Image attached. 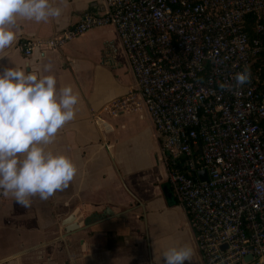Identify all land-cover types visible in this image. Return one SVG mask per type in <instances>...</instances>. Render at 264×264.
Here are the masks:
<instances>
[{"label": "built area", "instance_id": "1", "mask_svg": "<svg viewBox=\"0 0 264 264\" xmlns=\"http://www.w3.org/2000/svg\"><path fill=\"white\" fill-rule=\"evenodd\" d=\"M103 24L116 30L203 264L264 262V0H102L49 37L18 42L27 56ZM244 68L250 83L220 87Z\"/></svg>", "mask_w": 264, "mask_h": 264}, {"label": "crops", "instance_id": "2", "mask_svg": "<svg viewBox=\"0 0 264 264\" xmlns=\"http://www.w3.org/2000/svg\"><path fill=\"white\" fill-rule=\"evenodd\" d=\"M61 6L59 22L18 19L17 42L6 50L0 67L54 74L58 89L71 85L79 93L75 119L46 146L71 158L78 172L68 188L46 201L33 197L29 208L0 196V264H154L164 249L183 244L194 249L191 264H203L187 213L172 195L160 138L114 26L90 27L59 48L38 43L23 55L18 40L49 37L83 11L100 10L102 0H66ZM95 40L102 57L85 64L79 46ZM117 97L125 101L109 113L106 104ZM89 213L97 217L83 224ZM72 223L76 226L67 231Z\"/></svg>", "mask_w": 264, "mask_h": 264}, {"label": "clouds", "instance_id": "3", "mask_svg": "<svg viewBox=\"0 0 264 264\" xmlns=\"http://www.w3.org/2000/svg\"><path fill=\"white\" fill-rule=\"evenodd\" d=\"M64 4L66 0H0V59L17 42L18 19L59 22ZM51 68L45 65V71ZM250 80L251 72L244 68L220 87L239 90ZM78 103L79 93L71 85L58 89L54 74L0 67V196L29 208L33 197L46 201L68 188L77 175L76 164L46 146L75 119ZM193 256L190 244L174 245L155 256L154 264H191Z\"/></svg>", "mask_w": 264, "mask_h": 264}, {"label": "rangeland", "instance_id": "4", "mask_svg": "<svg viewBox=\"0 0 264 264\" xmlns=\"http://www.w3.org/2000/svg\"><path fill=\"white\" fill-rule=\"evenodd\" d=\"M101 49L102 47L98 45L97 40H95V42H82L79 46L80 60H83L85 64L87 63V61H98L102 57V54L99 51Z\"/></svg>", "mask_w": 264, "mask_h": 264}, {"label": "water", "instance_id": "5", "mask_svg": "<svg viewBox=\"0 0 264 264\" xmlns=\"http://www.w3.org/2000/svg\"><path fill=\"white\" fill-rule=\"evenodd\" d=\"M191 174H192V173H191ZM197 174H198V176H199L200 179H203V178L206 177V172H205V169H204V168H201V169L197 170ZM166 193H167L166 196H168V195H169V190H167ZM70 217H71L70 215L67 216V217L65 218V220L68 221V220L70 219ZM93 217H97V214H96V213H89L88 215H86V217H85L84 220H83V224L88 223V220H89L90 218H93ZM75 226H76V225H75L74 223H72V224H70V225L68 226V228H66V229H67V231H69L70 229H73ZM220 246L223 248V247L225 246V244L223 243V244H221ZM250 258H251V255H250V254H246V255L244 256V259H245V260H248V259H250Z\"/></svg>", "mask_w": 264, "mask_h": 264}, {"label": "trees", "instance_id": "6", "mask_svg": "<svg viewBox=\"0 0 264 264\" xmlns=\"http://www.w3.org/2000/svg\"><path fill=\"white\" fill-rule=\"evenodd\" d=\"M249 33H251V27H249Z\"/></svg>", "mask_w": 264, "mask_h": 264}]
</instances>
